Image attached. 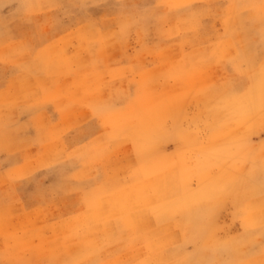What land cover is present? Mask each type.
<instances>
[{
	"label": "rangeland",
	"instance_id": "obj_1",
	"mask_svg": "<svg viewBox=\"0 0 264 264\" xmlns=\"http://www.w3.org/2000/svg\"><path fill=\"white\" fill-rule=\"evenodd\" d=\"M0 162V264H264V0H0Z\"/></svg>",
	"mask_w": 264,
	"mask_h": 264
},
{
	"label": "crops",
	"instance_id": "obj_2",
	"mask_svg": "<svg viewBox=\"0 0 264 264\" xmlns=\"http://www.w3.org/2000/svg\"><path fill=\"white\" fill-rule=\"evenodd\" d=\"M13 129V128H12ZM7 161H9V167H13L15 170H17V168H16V165H12L11 163H13V162H19V160H5V163L7 162ZM27 162L29 163V160H27ZM98 161L97 160H94V162L93 163H97ZM1 165H2V162H0V170H2L1 169ZM8 167V168H9ZM11 169V168H10ZM3 172V171H2ZM9 172V171H8ZM4 174L6 175V172H4ZM106 175H107V173H105ZM108 176V175H107ZM1 178H4L2 175L0 176ZM6 178V177H5ZM7 179V178H6ZM99 179H101V177H93L92 178V180L94 181V182H96L97 180H99ZM8 180V179H7ZM92 180L90 179V178H84V180L82 179V178H80V181H81V184L83 185V192H81V193H83V194H80V196H82L83 195V197H84V201H83V197H82V202H84L83 204H82V206L80 207V209L77 211V212H82V211H84L85 210V204L86 203H88V200H87V198L85 197V194H84V192H85V189H86V187H85V185H84V183H87V182H89V181H91L92 182ZM12 184V183H11ZM92 187H94V190H96V189H99V185H96V186H93V184H92ZM1 191V190H0ZM90 195H92V194H90ZM86 202V203H85ZM83 207H84V209H83Z\"/></svg>",
	"mask_w": 264,
	"mask_h": 264
}]
</instances>
